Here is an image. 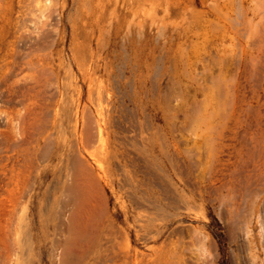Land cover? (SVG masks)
Wrapping results in <instances>:
<instances>
[{"label": "rangeland", "instance_id": "rangeland-1", "mask_svg": "<svg viewBox=\"0 0 264 264\" xmlns=\"http://www.w3.org/2000/svg\"><path fill=\"white\" fill-rule=\"evenodd\" d=\"M32 1L18 4L14 0L10 7L11 2H6L7 14L0 21L3 52L14 43L23 18H28L27 24L35 33L41 25L30 12L32 4L23 6ZM84 1L67 0V10H80ZM107 3L101 0L100 4ZM138 3L140 7L129 10L127 0H123L117 12L124 22H142L150 36L147 43L143 41L138 58L131 60L135 54L131 47L125 50L119 44L110 56L111 73L97 70L90 89L87 83L79 92L68 89V96L76 93V104L86 107L93 124L107 115L105 100L110 97L109 114L117 118L122 145L134 152L135 162L115 170L111 184L105 186L108 212L117 227L130 232L133 247L148 251V246L136 239L132 218L138 211L157 215L159 198L165 187L171 186L172 204H178L175 189L179 195L190 197L194 206L193 213L182 219L186 240L188 235L194 238L193 252L203 251L208 264H264V0ZM109 6L107 14L115 7ZM153 17L156 25L166 28L157 31L156 25L151 26ZM179 24L191 28L189 37L183 35L182 28L174 29ZM197 29L198 33H193ZM62 46L59 40L56 49ZM184 50L189 58L186 103L172 98L175 87L171 84L172 73L181 69ZM154 56L158 60H153ZM57 63L56 59L53 67L44 71L46 81L53 76L64 78V69ZM223 103L230 111L229 127L220 136L195 135L192 128L199 118L220 114ZM170 128L172 133L168 134ZM170 136L177 145L176 150L170 148L176 154L173 162L165 153ZM102 147L100 142L93 145L97 156ZM219 161L224 162L228 179L221 200L202 193L193 201L190 192L182 190L175 168L189 165L192 186L203 187L208 183L205 180L210 166ZM66 163L54 162L55 171L40 163L7 192L8 197L27 193L29 201L17 206L9 231L0 233V264L61 263L63 237L59 222L65 195L59 174ZM88 258H81L78 264H90Z\"/></svg>", "mask_w": 264, "mask_h": 264}, {"label": "bare ground", "instance_id": "bare-ground-1", "mask_svg": "<svg viewBox=\"0 0 264 264\" xmlns=\"http://www.w3.org/2000/svg\"><path fill=\"white\" fill-rule=\"evenodd\" d=\"M47 1L33 0L23 5L32 4L30 12L41 21L36 33L29 28L28 18H23L11 47L5 52L0 47V233L9 231L17 206L29 201L27 193L8 197L7 192L18 180L30 176L40 163L54 169V162L66 160L59 174L65 195L59 222L63 237L60 264H78L83 257H89L90 264H208L203 251L191 250L194 238L188 235L186 240L182 219L195 210L191 198L179 195L174 189V200H178V204H172L171 186H166L159 198L157 215L138 211L133 216L136 239L147 245L148 251L133 247L130 232L117 227L108 212L104 190L111 184L115 170L135 162L134 152L122 145L117 118L109 114L110 97L105 100L107 115L93 124L87 117L86 107L76 104V93L68 96V89L79 92L85 83L90 89L97 70L110 72V56L119 44L125 50L131 47L135 53L131 60L138 58L143 41L147 43L150 39L144 24L119 18L117 12L122 6H118L123 0H107V4H100L101 0L98 4H94L95 0H85L82 8L75 12L67 10V0ZM6 2H11L10 7L14 0H0V21L7 14ZM22 2L25 0H18V4ZM127 2L129 10L140 7L139 0ZM109 5L115 7L107 14ZM164 10H168V6ZM150 24L156 25L157 19L153 17ZM156 26L157 31L166 28ZM180 28L184 36H190L189 26L174 27L175 30ZM59 40L63 43L61 50L56 49ZM150 49L153 52V47ZM56 59L65 76L62 80L53 76L46 81L44 71L52 68ZM153 60L158 59L154 56ZM188 60L184 50L181 69L171 76L175 87L172 98L182 103L187 102ZM226 106L227 103H223L222 111L216 116L202 115L193 126V133L201 137H212L213 133L220 136L229 127L230 111ZM235 116L237 118V114ZM169 132L172 133L171 128ZM167 140L165 153L173 162L176 154L170 148L176 150L177 145L173 137ZM97 142L103 146L98 156L92 149ZM112 142L116 145L112 146ZM246 150L249 152L248 148ZM175 175L182 190L189 191L193 201L202 193L221 200V192L228 185L226 168L220 161L210 166L205 180L208 183L203 187L192 186L189 165L176 167ZM248 232L242 235V240Z\"/></svg>", "mask_w": 264, "mask_h": 264}]
</instances>
